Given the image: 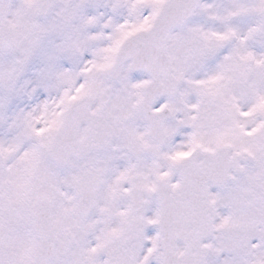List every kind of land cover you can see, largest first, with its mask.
I'll use <instances>...</instances> for the list:
<instances>
[{"label": "snow or ice", "instance_id": "1", "mask_svg": "<svg viewBox=\"0 0 264 264\" xmlns=\"http://www.w3.org/2000/svg\"><path fill=\"white\" fill-rule=\"evenodd\" d=\"M0 264H264V0H0Z\"/></svg>", "mask_w": 264, "mask_h": 264}]
</instances>
